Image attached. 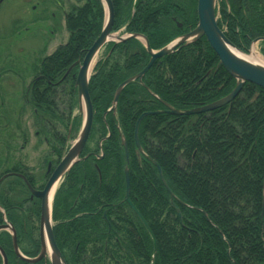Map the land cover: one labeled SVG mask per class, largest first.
<instances>
[{
	"label": "trees",
	"instance_id": "obj_1",
	"mask_svg": "<svg viewBox=\"0 0 264 264\" xmlns=\"http://www.w3.org/2000/svg\"><path fill=\"white\" fill-rule=\"evenodd\" d=\"M111 2L112 31L124 28L125 33L145 36L152 50L189 33L197 23L196 0ZM217 15L218 28L225 29L227 40L242 53H248L255 39L264 38V0H220ZM103 17L97 0L73 8L67 21V43L37 62L38 74L53 79L81 61L98 37ZM111 49L109 45L99 57L88 84L93 131L105 129L102 114L110 108L117 87L141 72L148 61L135 40L115 46L107 56ZM261 54L264 58V44ZM74 79L69 75L64 117L76 110ZM141 83L143 87L137 82L125 87L116 108L117 122L132 150L138 117L164 109L146 89L174 109L186 111L224 98L235 86L218 67L204 38L156 62ZM35 103L45 119L60 115L55 102L43 98ZM114 138L105 146L113 148L115 143L112 192L103 169L99 186L96 174L86 168L90 171L86 179L83 172L75 173L55 195L53 236L67 264H264V91L245 84L230 107L191 117L143 118L139 145L159 167L173 195L171 199L156 167L142 155L138 161L132 152L129 200L146 227L125 201L124 157L120 138ZM110 154L107 149L105 164ZM23 251L31 257L38 245Z\"/></svg>",
	"mask_w": 264,
	"mask_h": 264
},
{
	"label": "flooded vegetation",
	"instance_id": "obj_2",
	"mask_svg": "<svg viewBox=\"0 0 264 264\" xmlns=\"http://www.w3.org/2000/svg\"><path fill=\"white\" fill-rule=\"evenodd\" d=\"M24 1L30 2L32 0ZM65 1L69 2L70 0ZM72 1L76 2L77 6L65 8L62 4V0H35V5L31 7L32 12L36 11L37 7H39V5L41 4L46 5V7L42 8L39 13V16L43 15V17L36 20L34 24H39L40 26L47 27V30L41 31L42 33L46 34L49 38H55L54 36L58 37V35L60 34L59 29L61 25L59 17L57 16L60 15L64 20L63 27L65 32L68 34V41L70 37V32L67 29V21L69 19L71 10L73 8H82L88 3V0ZM97 1L99 2V0ZM177 26H179V23ZM61 46H58L51 54L45 57L51 56ZM108 47L109 45L105 46L103 53H101L102 55H104L105 49H107ZM113 49L114 48L112 47V49L108 52L107 56L111 55L110 53L113 51ZM37 69V66L30 68V76L27 85H25V78L18 75L22 88L20 92V99L26 105V108L28 107L30 109L33 121H45H43L42 124H39V128L35 127L36 123H34V138L35 140H37V138L39 137L42 138V143L46 150H48L47 156L54 157L56 161L50 162L52 161V159L49 161L47 160V158H45L48 162L46 163L45 173L43 176L45 182L43 185L41 183V180L38 179V169H30L31 167L27 166L24 162H13L10 166H8L7 169H5L4 171L2 170L0 172V251H2L6 257V264H26L21 260L16 259L15 257L14 260H11L9 258L10 254L6 255L7 252L13 253V236H15V245L18 246L22 254H24L23 250H29L30 248L32 249L33 245H38L39 251V245H41L39 234L40 211L38 216L37 208L39 207L40 202L38 198L34 196L33 192L37 193L43 190L46 182L52 175L55 168L58 166L61 160V156H64L70 149V144L74 141L81 125L79 115H74V113H72V115L70 116L66 115L64 117V113L60 112V115H57L55 119H45V116L39 113V110L35 103L36 100L45 98L50 102H55L57 105H63V111L65 112L66 108L64 107V104L66 105V101L70 96L69 75L71 76V78L75 77V84L76 73L73 76L71 75V73L73 70H78V66L74 67L70 71L69 68H66L65 71L63 69L61 72L55 75L53 79H46L45 77L39 75ZM74 84V90L72 89V94L75 93V99L77 104V94ZM52 95H54L55 98H53ZM162 111H165V108L156 110V112ZM145 113L147 112H143L142 114ZM62 114V117H58ZM141 115L139 117H141ZM108 116L110 125L107 123ZM59 118H61L63 124L65 123V129L64 126L61 127ZM78 119L79 127L76 129ZM117 120L118 118L116 110L114 112H109L108 109L105 113L102 114V122L105 125V129L93 131L91 128L88 140L82 150L81 155L79 156V162L75 164V166L69 172L70 174L73 171V176L69 177V174L65 176L61 186H65V184H68L69 180H73L75 178V173L81 174L83 172L86 179L88 177V174H90V171L96 174L97 183L99 186H102L103 172L101 169H103L104 174H108L109 176L110 186H112L110 192H112V189H114L113 184L115 183L117 169L116 163L114 162V158H112L115 153V143H113V148L111 146H108L106 148L105 146L106 142H108L109 140L114 142V137H117V135L120 138L119 149L123 152L124 157V167L122 169V174L125 183V170H127L128 175V164L131 160V153L133 152L137 157V148L134 142L135 126L132 140L134 143L135 150H132L130 149V147H128L131 141L126 143ZM58 128L60 129L58 130ZM107 149L108 152H110L111 150V158L109 159L108 163L105 164L104 161L106 159ZM141 155L146 159V155L143 152V154H139V157H137L138 161H140ZM35 165H37V163H35ZM86 168H89L90 171L86 172ZM103 218H105V213L103 214ZM10 229L13 231V233H11ZM36 254L37 253L30 256L34 257ZM3 263V258L0 253V264ZM40 263L49 264L47 260H41L37 264Z\"/></svg>",
	"mask_w": 264,
	"mask_h": 264
},
{
	"label": "water",
	"instance_id": "obj_3",
	"mask_svg": "<svg viewBox=\"0 0 264 264\" xmlns=\"http://www.w3.org/2000/svg\"><path fill=\"white\" fill-rule=\"evenodd\" d=\"M2 1L3 0H0V2ZM100 1L101 3H103V6L105 8V20L100 35L92 44L90 49L87 50L82 62L80 63L78 61L74 66L71 67L72 69L73 67L79 65V70L76 76L74 87L77 91L78 111L82 115V124L80 131L74 143L71 145L68 152L62 158V160L48 179L43 190L37 193L33 192L34 196L40 200L39 234L41 245L38 257L35 259H26L25 257H23L19 252L17 245H15V236L12 237V242L14 244L12 245V248L15 256L27 264L38 263L41 260H48L50 264H65L64 259L60 254L57 246L55 245L53 239L51 223L52 202L59 181L78 162V158L90 134L93 119V110L88 94V83L91 76V71L94 67L93 62L95 60V57L105 45L109 43H124L130 38L137 39L143 42V44L145 45V50L150 57L148 64L140 73L124 81L116 89L109 112L115 111L119 96L123 89L127 85L135 81L141 83L143 76L148 72L155 61L162 60L164 57L172 55L181 46H189L200 41L202 38L206 40L207 44L216 55L218 59V67H222L226 74L235 82L233 90L224 98L211 104L187 111H179L172 108L168 104L164 103L161 99H159L156 95H154L151 91H148L146 89L148 94L155 100H157L166 110L162 112L145 113L141 115V117H139L134 131V142L137 148L136 155L138 157L139 154H143L137 137L138 128L143 118L158 114H167L174 117H189L210 113L223 107L230 106L240 94L245 84L254 85L264 91V65L248 60V57L241 53L236 47H234L227 40L224 33L218 28L215 14L217 0H196L197 23L195 28L190 33L173 40L164 48L156 52L150 50L147 39L142 36L131 35L125 38L113 37L111 35V29L114 21V13L111 1ZM256 42H264V38L258 39ZM71 69H69V71ZM151 163L157 168V172L163 186L169 193L170 198L173 199L172 193L169 191L166 183L163 180L161 170L156 166L154 162ZM125 201L130 209L134 212V214L139 217L138 212L129 201V180L127 170H125ZM141 222L146 227V224L142 221V219ZM10 231L11 233H13L11 229ZM155 252L156 248L153 245V253L155 254ZM0 253L3 258V264H6L7 260L4 253L2 251H0ZM151 262H153V257L151 258Z\"/></svg>",
	"mask_w": 264,
	"mask_h": 264
},
{
	"label": "rangeland",
	"instance_id": "obj_4",
	"mask_svg": "<svg viewBox=\"0 0 264 264\" xmlns=\"http://www.w3.org/2000/svg\"><path fill=\"white\" fill-rule=\"evenodd\" d=\"M62 4L65 8L77 6L72 0H62ZM34 5L35 0H6L0 5V172L13 162H24L30 169H38V179L43 185L47 160L56 159L47 156L41 137L34 138L33 125L36 123L35 127L39 128L41 123L33 121L30 109L20 99L22 88L18 75L25 78L27 85L30 68L65 44L68 34L60 15H56L61 25L58 37L49 38L42 33L41 30L48 28L34 22L43 17L39 13L46 5H39L32 12ZM63 109V105H57L58 112L64 113ZM73 113L79 115L77 109Z\"/></svg>",
	"mask_w": 264,
	"mask_h": 264
},
{
	"label": "bare ground",
	"instance_id": "obj_5",
	"mask_svg": "<svg viewBox=\"0 0 264 264\" xmlns=\"http://www.w3.org/2000/svg\"><path fill=\"white\" fill-rule=\"evenodd\" d=\"M248 60L264 65V60L254 50L252 51L251 55L248 56Z\"/></svg>",
	"mask_w": 264,
	"mask_h": 264
}]
</instances>
